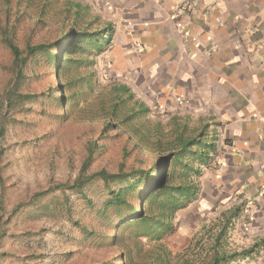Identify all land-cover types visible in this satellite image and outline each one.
Returning a JSON list of instances; mask_svg holds the SVG:
<instances>
[{"label": "crops", "instance_id": "crops-1", "mask_svg": "<svg viewBox=\"0 0 264 264\" xmlns=\"http://www.w3.org/2000/svg\"><path fill=\"white\" fill-rule=\"evenodd\" d=\"M71 1L115 27L102 69L135 102L160 111L173 136L216 143L193 164L209 172L210 202H225L210 221L228 217L229 249H254L242 263L264 264V0H192L190 15H177L182 0Z\"/></svg>", "mask_w": 264, "mask_h": 264}, {"label": "rangeland", "instance_id": "rangeland-1", "mask_svg": "<svg viewBox=\"0 0 264 264\" xmlns=\"http://www.w3.org/2000/svg\"><path fill=\"white\" fill-rule=\"evenodd\" d=\"M3 4V0H0V25L5 26L8 18L14 20L16 12L5 11ZM92 16L95 14H90L87 19L91 21ZM45 33L36 31L33 40L42 39ZM27 36V32L19 33L18 38L22 44ZM11 65L12 56L0 33V93L12 79ZM102 68L99 56L95 58L94 65L80 70L83 76L93 73V88L85 93L76 89V102L68 100L65 103L66 110L53 101L47 105L28 104V111L14 115V119L4 129L2 127L0 264L122 263L117 255L123 247L121 243L113 245L110 242L111 232L101 226L95 208H90L80 193L64 189L83 175L82 170L91 142L101 144L99 136L103 130L102 125L110 122L121 126V120L132 117L131 114L145 108L133 98L122 107L124 110L120 115L114 117L111 109L117 97L113 96L112 88L120 83L110 77L105 67ZM61 81L64 83L66 79H59L54 70L49 71L45 67L37 78L30 79L25 89L28 92L47 94L53 84ZM126 98L127 95L123 96V100ZM154 112L153 115L146 113L145 116L139 112L131 119L126 135L122 134V129L106 133L126 137H122V141H112L101 147L96 158L89 163L88 174L103 168L116 171L122 159L121 150L125 138L135 141L129 136H137L138 129L150 137V151L144 146L137 148L138 151L149 154L151 163L157 156L169 154L171 148L166 144L176 137L172 135L174 127L166 125L160 111ZM160 140L163 147L159 146ZM133 163L134 159L131 164L136 165ZM208 173L207 168L203 167L200 176L192 175L193 180L201 186L200 194L186 209L177 213L175 229L172 232L162 240L138 236L143 242V249L139 252L134 248L133 257L137 264L144 263L148 254L155 252L160 245L169 250V264H205L209 261L207 250L211 238L208 234L215 229L212 226L215 222L210 221V214L224 210L225 202L218 205L210 202ZM93 183H96L95 187L85 189V192L98 201L104 190L98 187L97 182L88 185ZM83 227H94L98 233L103 234L88 240ZM127 230L124 231L125 234H131ZM132 238L136 239V236ZM130 240L123 245L130 243ZM234 264H242V261Z\"/></svg>", "mask_w": 264, "mask_h": 264}, {"label": "trees", "instance_id": "trees-1", "mask_svg": "<svg viewBox=\"0 0 264 264\" xmlns=\"http://www.w3.org/2000/svg\"><path fill=\"white\" fill-rule=\"evenodd\" d=\"M3 3L5 11L15 10L16 13L13 21L8 18L5 26L0 25L3 43L12 56V79L0 93V131L14 119V115L28 111V104L47 105L53 101L66 110L65 103L68 100L76 102V89L81 93L92 89L93 73L83 76L80 70L94 65L95 58L111 49L116 32L112 24L101 25L96 15L89 21L87 18L92 14L89 9L71 0H3ZM21 31L28 34L24 44L18 38ZM36 31L46 33L42 39L33 40ZM45 67L49 71L54 70L58 78L66 79V82L53 84L47 94L28 92L25 86L31 78H37ZM112 93L117 98L111 111L114 117H118L124 110L122 107L133 99V95L122 86L113 87ZM125 95L127 98L123 100ZM139 112L145 116L148 108L140 109ZM139 112L121 120V126L105 122L99 136L101 144L93 141L88 149L83 175L64 187L80 193L89 207L95 208L101 226L111 232L109 240L113 245L121 243L123 248L119 249L117 255L122 260L121 264H137L133 257L134 248L139 252L143 249V242L138 236L162 240L175 229L177 213L186 209L199 194V187L192 178L194 162L207 164L209 155L217 150L216 143L207 136H176L166 144L171 152L157 156L151 163L149 154L137 148L144 146L150 151V137L138 129L137 136H129L135 141L125 138L122 159L116 171L103 168L88 174L89 163L96 158L101 147L126 137L106 133L122 129V134L126 135L131 119ZM201 137L206 140L205 143L198 140ZM163 145L160 140L159 146ZM132 159L136 165L131 164ZM194 173L200 175L201 171L197 168ZM91 182H97L98 187L104 190L98 201L85 192V189L95 187L96 183L88 185ZM226 220L221 221L220 225L216 224L215 227L218 225L220 231L208 234L211 241L207 257L210 258L205 264H234L255 253L254 249L244 252L229 249L227 230L232 221L228 217ZM123 228L131 234H125ZM83 232L88 240L103 234L94 227H83ZM134 236L136 239L132 238ZM128 240L130 243L123 245ZM169 256V250L160 245L155 252L148 254L144 263L142 260L140 262L169 264Z\"/></svg>", "mask_w": 264, "mask_h": 264}, {"label": "built area", "instance_id": "built-area-1", "mask_svg": "<svg viewBox=\"0 0 264 264\" xmlns=\"http://www.w3.org/2000/svg\"><path fill=\"white\" fill-rule=\"evenodd\" d=\"M176 9V13L177 15H182V14H193V13H197V9L196 6L193 4L192 0H182ZM210 42H211V51L216 52L219 50V45L216 42L214 37H210ZM181 103H184V101H181ZM186 103V102H185ZM156 108H158L159 110H162L161 107L156 106ZM244 264V263H242Z\"/></svg>", "mask_w": 264, "mask_h": 264}]
</instances>
